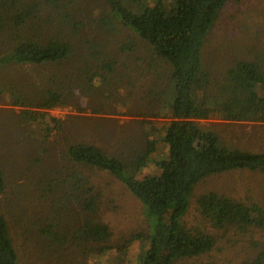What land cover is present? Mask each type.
<instances>
[{
  "label": "trees",
  "instance_id": "obj_1",
  "mask_svg": "<svg viewBox=\"0 0 264 264\" xmlns=\"http://www.w3.org/2000/svg\"><path fill=\"white\" fill-rule=\"evenodd\" d=\"M146 1L41 0L47 22L39 19L36 35L19 38L24 36L22 31L27 24L32 23L33 4L0 0V44L5 48L7 43L11 44L9 51L0 56V68L16 64H71L76 80L66 82L87 97L100 99L91 107L96 114L115 115V107L127 99L131 105L141 100L136 108L140 111L136 113L138 121L132 123L138 129L117 130L107 142L112 141V145L103 146L98 140L69 144L65 157L73 165L107 172L119 180L140 201L147 232L132 234L114 244L107 225L96 220L100 194L86 178L69 172L64 165L59 168L64 173H54L58 180L47 178L44 171L40 173L37 191L45 198L51 194L54 219L62 218L61 213L69 216V223L58 231L40 234L71 257L74 254L82 258L90 254L101 257L133 242L141 243L136 264H175L208 254L215 248L217 237L184 222L193 188L210 176L231 171L264 174V151L252 153L229 148L223 145L217 132L204 124L223 121L264 125V94L258 92V89L264 92V50L248 51L247 59L236 58L218 83H213L201 64L202 48L221 11L229 2L241 0H153L148 5ZM78 6L85 10L84 21L77 13L70 14V9ZM89 6L92 13L88 12ZM84 22L101 26L97 33L100 41L79 37ZM44 25L47 32L40 37L38 27L45 30ZM117 25L129 30L135 39L117 44L118 52L112 53L107 48L116 40ZM93 30L95 33V27ZM139 45L146 57L134 56L135 62L129 61L133 53L139 52ZM98 79L99 84L94 85ZM140 79L142 83L137 82ZM170 82L174 84L171 114L158 125L154 119L164 110L161 100L168 94ZM56 85L51 83L52 87ZM117 89H122L120 95ZM15 100L16 106L25 104L44 111L79 104L75 89L70 86L48 87L34 98L26 97L23 103L18 102L22 99ZM47 114L23 113L24 120L29 122H38L39 115L46 118ZM50 120L51 126H59V121ZM47 140L44 138L45 143ZM159 143L165 146L164 156L155 161L159 174L136 178L134 175L142 171ZM51 170H56L53 162L45 169ZM42 182L49 184L42 186ZM3 189L0 171V194ZM195 204L200 218L217 232L245 237L258 234L261 238L249 241L247 246L252 247L255 255L239 264H264V196L261 204L244 205L207 192ZM70 210L82 217L74 230ZM0 264H19L7 221L1 213Z\"/></svg>",
  "mask_w": 264,
  "mask_h": 264
},
{
  "label": "rangeland",
  "instance_id": "obj_2",
  "mask_svg": "<svg viewBox=\"0 0 264 264\" xmlns=\"http://www.w3.org/2000/svg\"><path fill=\"white\" fill-rule=\"evenodd\" d=\"M17 1H27L33 4L32 23L27 24L22 31L24 36L19 38L32 37L36 35L35 29L39 19L40 22H47L42 2L41 0ZM152 2L153 0H147L146 4ZM84 11L78 6L76 9H70V14L77 13L78 18L84 21L86 19ZM88 12L92 13L90 6ZM85 22L79 37L90 41L97 38L100 41L101 38L97 36V33L101 26L91 23L85 25ZM44 27L45 30L38 27L40 37L47 32V25ZM31 29L34 31L31 32ZM117 30L118 35L116 40L114 39L115 42L107 48V51H112V53L118 52L117 44L120 45L128 39L130 41L135 39L129 30L119 25H117ZM10 45L7 43L5 48L3 44H0V56L9 51ZM139 48L137 54L133 53V57L128 58L129 61L135 62L137 58L134 56L146 57L144 48L141 45ZM250 50L253 52L264 50V0L229 2L221 11L219 19L211 29L208 42L202 48L201 64L212 77L213 83H218L224 70L236 58L247 59V53ZM71 67L72 65L67 63L63 66L16 64L0 68V171L4 183V189L0 194V213L7 221L19 264H136L141 253V243L133 242L123 247L122 250L112 251L101 257L90 254L82 258L75 254L71 257L68 252H61L58 244L52 243L40 234L41 232L58 231L69 223V216L64 217L63 213L60 215L63 216L62 218L54 219L51 194L45 198L46 196L42 197L37 191L38 178L42 175L40 173L44 171L47 178L57 177L54 175L56 171L65 172L59 169L61 165H64L69 172L79 173L99 192L96 220L107 225L111 233L110 240L114 244H119L132 234H143L148 231L140 201L119 180L107 172L88 166L73 165L65 157L69 144H89L98 140L103 146L104 143L112 145V141L107 142L117 130L128 132L132 128L138 129L136 124L132 125V123L138 121L136 113L140 111H136V108L141 100L137 99L131 105V100L127 99L117 105V108L115 107L117 112L115 115L96 114L94 108L91 107L100 99L87 97L84 92L67 84V79L71 83L76 80ZM73 69L77 70L74 66ZM99 81V79L95 80L94 85H98ZM52 82L57 83L56 86L61 88L68 86L74 88L79 104L49 111L28 107L25 104L14 105L16 98L22 99L18 102L23 103L26 97L34 98L48 87L55 88L56 86H51ZM137 82L142 83V80ZM60 83L62 85H59ZM167 89L168 94L165 93L161 100L164 110L154 119L158 125L166 122L171 114L170 105L174 97V84L168 83ZM121 90L117 89L118 95ZM62 92L65 93V90L62 89ZM258 92L264 94L261 89H258ZM24 112L36 114L45 112L48 116L43 118L39 115L38 122H29L24 120ZM50 119L59 121V126H51ZM204 124L210 130L217 132L223 145L229 148L252 153L264 151V125L262 124L223 121H205ZM44 138L48 139L47 143ZM164 154L165 146L159 143L156 153L149 157L142 171L134 176L140 179L144 176L159 174L155 161L162 158ZM51 162L56 170L46 172L45 169L50 166ZM42 183V186L49 184ZM207 192H215L244 205L261 204L264 196V174L246 170L231 171L210 176L193 188L190 208L184 217V222L187 226L204 228L208 233L217 237V242L210 253L182 259L175 264H239L243 260L251 259L256 252L252 247L247 248L248 242L259 240L261 237L258 234L253 237L225 234L215 231L206 224L197 214L195 202L200 195ZM70 213V225L74 230L79 227L82 217L79 214L75 215L73 211Z\"/></svg>",
  "mask_w": 264,
  "mask_h": 264
}]
</instances>
